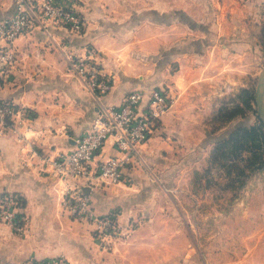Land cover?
<instances>
[{"label": "rangeland", "instance_id": "rangeland-1", "mask_svg": "<svg viewBox=\"0 0 264 264\" xmlns=\"http://www.w3.org/2000/svg\"><path fill=\"white\" fill-rule=\"evenodd\" d=\"M58 3L82 17L85 31L93 14L98 35L120 44L116 50L125 63L147 65L148 83L171 91L168 119L154 135L157 150L123 187L138 195L129 201L142 215L132 231L140 217L157 213L177 222L176 245L165 249L170 245L162 234L163 249L154 251V260L261 264L264 144L256 149L250 134L245 148L223 153L222 143L239 128L264 124L258 99L264 81V0ZM113 211L121 216V210ZM148 254L140 251L139 261Z\"/></svg>", "mask_w": 264, "mask_h": 264}, {"label": "crops", "instance_id": "crops-1", "mask_svg": "<svg viewBox=\"0 0 264 264\" xmlns=\"http://www.w3.org/2000/svg\"><path fill=\"white\" fill-rule=\"evenodd\" d=\"M18 11V0H0V22ZM92 16L89 15L88 28L82 35L53 22L47 23V28L38 23L32 33L16 41L18 63L10 76L0 81V99L12 101L32 114L16 132L0 135V195L11 193L21 197L24 212L30 218L23 233L0 225V263L23 264L30 259L64 256L71 264H160L154 260V251L163 249L162 234L170 245L165 249H172L178 241L177 222L172 216L166 218L157 213L149 218L145 215L146 220L140 217V226L132 235L127 237L124 233L115 240L110 252L101 251L93 235L94 227L75 221L64 212L65 187L53 176L51 166L43 162L45 157L72 151L75 139L91 129L101 104L120 105L130 92L149 93L157 87L145 79L150 67L125 63L122 53L116 50L120 44L100 38ZM90 43L99 52L104 72L113 80L111 91L101 101L69 67V57ZM155 142L154 136L144 148L145 158L156 152ZM118 155L114 140L110 139L96 161ZM135 174L136 171L133 177ZM135 183L133 189L137 180ZM123 187L127 186L94 188L90 196L96 215L121 210L119 221L126 228L142 215L134 208L136 205L129 204L131 199H138L137 193ZM140 251L149 252L146 260L139 261Z\"/></svg>", "mask_w": 264, "mask_h": 264}, {"label": "built area", "instance_id": "built-area-1", "mask_svg": "<svg viewBox=\"0 0 264 264\" xmlns=\"http://www.w3.org/2000/svg\"><path fill=\"white\" fill-rule=\"evenodd\" d=\"M18 4L19 11L0 22V81L3 82L18 63L16 41L32 33L38 23L47 28V23L53 22L78 35L83 34L86 26L78 13L60 5L58 0H18ZM69 67L99 101L111 91L112 77L104 72L99 52L94 46L85 45L80 53L69 57ZM172 99L170 89L160 86L149 93L133 91L120 105L101 104L91 129L75 139L72 151L43 159L45 165L51 166L53 176L65 187L62 198L64 212L73 220L94 227L93 235L101 250L110 251L115 240L124 233H130L133 226L130 223L123 228L115 211L96 215L92 198L84 189L93 191L98 187L131 183L133 172L145 166L144 148L160 129ZM31 117L28 109L0 99V135L16 132ZM110 139L114 140L119 155L96 161ZM24 208L18 195H0V223L23 233L30 221ZM23 264L71 263L64 256H59L30 259Z\"/></svg>", "mask_w": 264, "mask_h": 264}, {"label": "trees", "instance_id": "trees-1", "mask_svg": "<svg viewBox=\"0 0 264 264\" xmlns=\"http://www.w3.org/2000/svg\"><path fill=\"white\" fill-rule=\"evenodd\" d=\"M254 98V97H252ZM253 134L252 140L256 146V149H261L264 144V124L260 123L259 125L252 128H239L237 129L230 137L229 140H226L222 143V151L223 153L227 150L238 151L239 148H245V139L248 135ZM255 138L259 139L257 141ZM11 194V193H5ZM3 195V194H2ZM15 195V194H13ZM22 203L25 207L24 200L22 199Z\"/></svg>", "mask_w": 264, "mask_h": 264}, {"label": "water", "instance_id": "water-1", "mask_svg": "<svg viewBox=\"0 0 264 264\" xmlns=\"http://www.w3.org/2000/svg\"><path fill=\"white\" fill-rule=\"evenodd\" d=\"M258 99L261 102V106L264 107V81L260 84V87L258 89ZM87 195H90V189L85 188L84 189Z\"/></svg>", "mask_w": 264, "mask_h": 264}]
</instances>
